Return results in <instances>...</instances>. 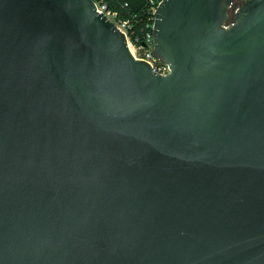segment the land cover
Returning <instances> with one entry per match:
<instances>
[{
  "label": "water",
  "instance_id": "95a60500",
  "mask_svg": "<svg viewBox=\"0 0 264 264\" xmlns=\"http://www.w3.org/2000/svg\"><path fill=\"white\" fill-rule=\"evenodd\" d=\"M161 0L152 53L94 0H0V264H264V0Z\"/></svg>",
  "mask_w": 264,
  "mask_h": 264
},
{
  "label": "trees",
  "instance_id": "16d2710c",
  "mask_svg": "<svg viewBox=\"0 0 264 264\" xmlns=\"http://www.w3.org/2000/svg\"><path fill=\"white\" fill-rule=\"evenodd\" d=\"M115 14L116 21H129L128 36L135 45L140 43L152 23V4L149 0H100Z\"/></svg>",
  "mask_w": 264,
  "mask_h": 264
},
{
  "label": "built area",
  "instance_id": "2783aa9c",
  "mask_svg": "<svg viewBox=\"0 0 264 264\" xmlns=\"http://www.w3.org/2000/svg\"><path fill=\"white\" fill-rule=\"evenodd\" d=\"M161 0H149V2L152 4V13L154 12L157 4L160 2ZM95 2V6L98 12H104L108 18H110L112 21L115 22V24L117 25L118 29H120L122 32H124L126 34L127 37V45L129 47V50L131 52V54L133 55V57L135 59H139V60H144L146 61L151 68L161 74V75H166L170 72V68L169 65L167 63H165L162 59L156 57L155 55H153L152 50H153V38H152V32L151 30L146 32L145 35L143 36V38L140 40L141 42L138 43L137 45H135L133 43V41H131L129 39L128 36V29L130 26V22L129 21H116L115 18V14L110 12L109 10H107L106 6L103 5L100 0H94ZM237 6L233 7L231 9V16L236 12L237 10ZM152 24H153V16H152V23L150 25V28L152 29Z\"/></svg>",
  "mask_w": 264,
  "mask_h": 264
},
{
  "label": "flooded vegetation",
  "instance_id": "af4514ba",
  "mask_svg": "<svg viewBox=\"0 0 264 264\" xmlns=\"http://www.w3.org/2000/svg\"><path fill=\"white\" fill-rule=\"evenodd\" d=\"M235 4H239L240 2H242V0H234Z\"/></svg>",
  "mask_w": 264,
  "mask_h": 264
},
{
  "label": "rangeland",
  "instance_id": "374dc122",
  "mask_svg": "<svg viewBox=\"0 0 264 264\" xmlns=\"http://www.w3.org/2000/svg\"><path fill=\"white\" fill-rule=\"evenodd\" d=\"M245 0H242V2H240L239 4H237L236 6H241V4L244 2Z\"/></svg>",
  "mask_w": 264,
  "mask_h": 264
}]
</instances>
